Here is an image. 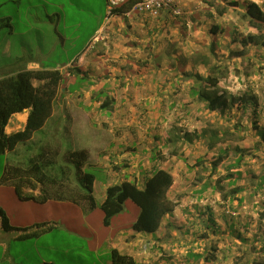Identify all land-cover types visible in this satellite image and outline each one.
<instances>
[{
    "label": "rangeland",
    "instance_id": "obj_1",
    "mask_svg": "<svg viewBox=\"0 0 264 264\" xmlns=\"http://www.w3.org/2000/svg\"><path fill=\"white\" fill-rule=\"evenodd\" d=\"M33 2H42L45 14L56 15L52 16L51 22L44 24L33 45L25 46L24 60L20 65L30 61L31 57H40L42 60L37 63L52 67L59 65V68L69 63L73 69L69 71L65 67L62 70L65 77L58 90L52 118L46 126L36 132L30 141L19 144L10 155L0 154V177L12 168L11 165L32 169L44 149L56 148L59 152L53 162L41 170L50 182H65L66 186L81 195L87 193L80 182L81 175L68 160L69 154L74 151H87V165L101 166L107 172L90 170L97 176L94 196L98 206L94 209H90L86 201L81 204L78 200L53 198L57 194L68 195L59 189H50V193L43 191L41 196L22 193L24 182L12 177V187L0 188V207L10 224L28 228L49 222L57 224V228L39 236L37 241H18L15 240V234L0 232V264H112L109 243L115 242L121 231L130 235L136 233L132 224L137 220L140 208L128 201L125 210L113 217L110 225L106 226L105 214L99 207L106 192L102 196L101 191L106 185L120 183L125 171L142 183L145 174L139 172L138 175L134 173L135 169L150 172L155 166L173 174L175 182L170 198L178 203L177 209L190 210L187 215L176 219L171 230L174 238L179 230H186L183 226L187 222L190 227H196L192 223L197 218L195 214L207 201L213 203L216 211L220 208L222 200L219 192L210 190L201 195L202 198L193 195L199 180L207 179L214 184L220 176L241 172L238 186L246 188L240 195L244 201L239 207L241 225H237L236 231L230 234L229 229L220 226L213 236L209 234L210 238L202 241L201 247L194 246L198 241L193 245L184 244L188 249L196 247L200 253L207 249L209 255L220 258L206 264H253L255 256L264 262V254H260V248L264 245V183L261 190H256V178L264 173V48L249 47L245 55L236 58L234 63L230 55L226 54L241 50L238 43L221 45L227 53L221 51L219 55H214L212 49L200 51L208 59V54L213 53L214 60L224 64L220 71L229 92L238 96L250 92L254 98V110H238L234 106L222 116L221 112H209L204 104L190 96L194 81L185 78L184 72L179 69V62L187 64L188 71L200 72L201 75L207 72L208 66H204L203 70L194 67L197 61L187 58L189 52L188 55H179V61H166V34L157 31L151 35L142 28H135L131 23L134 15L119 16L123 19L116 18L117 21L114 18L116 15H108L107 0ZM14 11L16 6L8 2L1 7L0 16L14 14ZM233 15L238 23L247 24L242 13L234 12ZM107 23L106 30L94 39L92 36L100 26ZM173 24L177 22L173 21ZM16 29L17 33H22L27 28L23 23H16ZM174 29L177 33L176 26L166 33L176 40V34L172 33ZM240 34L259 35V32L247 26L245 33L237 32V36ZM262 34L264 36V30ZM2 38L1 34L0 41ZM173 39L172 44L175 41ZM2 47L3 43L0 49ZM51 47L56 50L49 53L47 50ZM87 48L86 54L76 61L79 53ZM152 54L160 55V58L155 60ZM247 55H251L254 60L246 58ZM135 64L139 66V71L150 68L154 73L135 76ZM162 70L169 73H161ZM222 87L223 83L220 84ZM101 91L106 95L98 98ZM106 99L111 102V106L103 110L101 104ZM236 100L238 104L242 101ZM184 132L193 134L192 145L185 141ZM202 132H206L208 138L212 132L220 133L219 142L213 149L208 142L202 145L196 136V133L201 135ZM225 148L231 151L239 148L245 150L247 154L243 166L228 172L227 167L236 158L231 153L212 176L210 159ZM158 150L160 156L153 160ZM197 160H202L203 164L196 167ZM228 189L231 188L228 186ZM26 196L35 199H23ZM44 197L46 202H43ZM196 198H199V205ZM196 204L198 207L194 209ZM234 206H237V202ZM230 214L239 216L238 211ZM159 246L155 252L159 247L162 255L152 254L153 258H148L149 264H184L182 253L176 248L178 246ZM223 252L228 255L226 260L221 259ZM197 264L203 263L200 261Z\"/></svg>",
    "mask_w": 264,
    "mask_h": 264
},
{
    "label": "trees",
    "instance_id": "obj_2",
    "mask_svg": "<svg viewBox=\"0 0 264 264\" xmlns=\"http://www.w3.org/2000/svg\"><path fill=\"white\" fill-rule=\"evenodd\" d=\"M138 1L126 0L123 5L113 10V15L124 16ZM229 6L236 7L237 4L231 3ZM245 8L243 14L244 20L247 21L249 27L257 30L259 35L240 34L237 36L236 34V43L240 44L242 49L237 52H230V59L243 57L249 47L264 48V36L262 34L264 30V12L260 6L254 3L247 4ZM8 26V20H0V31ZM200 60V64L209 65L210 60L207 57H202ZM181 63L179 62V69L181 72H184L185 78L194 81V86L190 89V96L199 103L204 104V108L209 112H221L223 116L228 109H232L234 106H237L238 110H241V108H251L254 110L255 102L250 92L246 93L247 95L244 93L245 96L242 94L241 96L234 95L227 90L219 93L220 89L217 79L212 81L211 78L201 75L200 72H186L184 70V63ZM68 69L71 71L73 68L69 67ZM64 77L62 70L50 69L40 71L21 70L16 74L0 78V154L14 151L19 144L30 141L36 132L46 126L53 115L58 90L63 84ZM34 82L38 84L35 85ZM217 87L218 91L216 90ZM104 95L106 93L101 91L98 94V98ZM107 99L101 104L103 110L111 106V102ZM236 99L242 100L240 104L236 102ZM25 110L30 111L25 129L8 135L6 127L9 124V120L13 115L23 113ZM183 134L185 141L192 145L193 134L189 132H184ZM219 135L220 133L212 132L208 138L206 132H202L201 135L196 133L202 145L208 142L211 149L219 142ZM262 135L264 139V130ZM172 149L174 150V148ZM44 150L39 155L38 162H35L34 167L28 172L29 174L33 173V175L39 173L37 174L39 175L38 177H43V179L38 180V183L41 185L45 184L46 178L41 171L46 167V164L42 161L46 157ZM157 153L153 156V160H156L160 156V150ZM174 153H177L176 150H174ZM231 153H234L236 158L235 162L227 167L228 172L234 171V169L238 170L243 166V160L245 154H247L245 150L240 148L234 151H231L229 148L221 149L219 155L210 159L212 176ZM68 157L69 162L76 168L77 173L81 175L80 182H82L87 191L85 197L89 208H96L98 204L94 195L97 176L91 173L90 170L96 169L97 171L103 170L104 172H107V170L101 166L87 165L89 159L87 151H74ZM202 164V160L196 161V167ZM37 168L40 169L38 172L35 170ZM18 170V168L14 167L7 169L3 175L4 181L9 182L15 173L17 174ZM240 176L241 172L239 171L235 173L230 172L225 176H220L214 184L207 179L203 181L199 180L198 187L194 190L193 195L202 198L201 195H205L210 190H213L220 193L222 202L217 211L214 209L215 206L213 204L210 205L211 202L205 204L206 210L204 212L201 210L199 217L194 219L195 222H192L200 231L191 236L188 244L193 245L195 241H198L194 246L201 247L202 241L210 238L209 234L213 236L220 226H225L230 230L229 232L234 233L233 231H236L237 225H241L242 215L240 216L239 207L242 206L244 201L243 198H240V195L245 192L246 188L238 186V178ZM256 180L258 181L256 190H261L264 183V173L257 176ZM174 182V176L169 170L155 166L150 172H146L142 183L124 180L121 183L109 185L106 190L105 199L99 206L105 214L104 224L106 226L110 225L111 219L121 214L125 210L127 202L131 201L136 207L140 208V213L137 215V220L132 224V229L137 233L154 234L158 232L165 217L172 214L178 206V203L169 197ZM228 186L231 189H228ZM23 199L32 200L35 198L26 196ZM46 201L47 199L44 197L43 202ZM235 202H237V206H234ZM237 211L239 212V216L230 214ZM205 217L207 218L205 219ZM53 228H57V224L49 222L35 224L28 228L13 227L4 211L0 210V232L13 233L20 241L36 238ZM239 238L242 239L240 235ZM194 246L186 249L184 264H196L200 261L206 264L220 259L216 255H209L207 249L201 253L197 252ZM223 254L224 256L221 259L226 260L228 255L225 252ZM260 254H264V245L260 248ZM253 260V264H264V262H261L259 256H255ZM111 261L112 264H140L134 257L122 253L118 249L111 250Z\"/></svg>",
    "mask_w": 264,
    "mask_h": 264
},
{
    "label": "crops",
    "instance_id": "obj_3",
    "mask_svg": "<svg viewBox=\"0 0 264 264\" xmlns=\"http://www.w3.org/2000/svg\"><path fill=\"white\" fill-rule=\"evenodd\" d=\"M33 1L34 0H30L29 2L26 1L24 3L23 0H0V9L2 6H6L8 2L16 6V11H14V14L6 13L8 12L6 11L5 12L6 14H4L3 16H0V20L9 21V26L0 31V35L2 34L3 36L2 41H0V44L3 43V47L0 49V78L8 76V75L10 76V75L16 74L18 71H21V70H30V71H40V70H50V69L63 70L65 67H68V68L70 67L69 63H65L61 65L60 68H59V65L52 67V66H46V65L37 63L39 60H42L40 57H35V58L31 57L30 61H28L24 65H20L21 62H23L24 60V52L26 48L25 46L33 45V42H35V38H37V35L42 30V28H44L43 27L44 24L51 22L52 16L56 15L55 13L45 14L43 3L40 2L38 4H35ZM27 3L29 4L27 5ZM231 3H235L237 4V6L230 7L229 4ZM250 3L257 4L258 6L261 7L262 11H264V0H180L179 6L181 10L183 11V15L181 17H174L171 14H168L166 12L161 14V16H159L158 18H151V17L140 14V15H134L132 17L133 20H131V23L134 24L133 26L135 28L137 27V29H140V30L142 28L146 32L150 33L151 35L157 31H161L162 33L166 34L165 37H168L166 41L167 42V51H166L167 60L166 61L168 62L173 61V60L179 61V59H177L179 55H182V53H184L185 55H188L187 53L189 52V55L187 56V58L192 59V61L194 62L196 60L197 62L195 63L194 67L203 70V67L205 65L200 64L201 62L200 59H202V57H205V55H202V52L200 51H202V49L204 50L212 49L214 55L215 54L219 55L221 54V51L222 53H227L225 50L223 51L222 47H220L221 45L231 46L229 44H232V45L237 44L236 43L237 41L235 40V35L237 34V32L245 33L248 24L244 22L238 23L233 13L234 12L242 13V16H243L245 9H246L245 8L246 5ZM45 17H47L48 19H45ZM114 18L123 19V17H119V16H115ZM114 18L112 19L114 20ZM173 21L177 22V24H173ZM16 23H23L25 27L27 28L26 31H23L22 33H17ZM50 24L52 25V23ZM107 25L108 23L106 25H101L100 28L97 30V32L92 37H94L95 39V37H97L102 31L106 30ZM185 25L187 26V28L185 27ZM175 26L178 32L176 33L174 29L172 33L176 34V40L173 39L168 32L166 33V31H168L171 27L174 28ZM188 26L190 27L189 29H188ZM13 36L14 38H16V40L13 38ZM171 38L175 40L173 42L174 44H172ZM150 45H151L150 43L147 44V46L149 47ZM88 48L83 50L81 53H79L78 56L77 54L74 55V56H77L76 61L79 60L83 56V54H86V52L88 51ZM51 50L55 51L56 49L55 47L54 48L51 47L47 51L50 53ZM213 53L210 52L208 54V57L210 60L208 68H207L208 70L207 72L204 71L202 75L206 77L208 76L209 78H211L212 81L217 79L218 86L220 89L219 93H223L225 92V90L229 89L227 86H225V81H223L224 76L222 75V71H220L224 64L221 61L217 63V61L214 60ZM228 54L230 55V52H228L226 55ZM152 55H154L155 60H158L160 58V55H155V54H152ZM74 56L73 58H75ZM246 58H250V60H254L253 58H251V55L250 56L247 55ZM231 60L234 63L236 58L231 59ZM186 65L184 67L185 71L190 72L186 68ZM158 67H160V64L158 65ZM134 69H135L134 71L136 72L135 76H141V75L145 76V75H148L149 73H154V71L152 72V69L150 70V68H147L146 70H143V71H139V66L137 64H135ZM163 72L169 73L167 71L162 70L161 73ZM190 80L191 79H188V81ZM138 81L145 83L143 79H139ZM221 83H223L222 89L220 88ZM216 90L218 91V87L216 88ZM227 91L229 92V90ZM168 101L170 102V100ZM29 112H30L29 110H25L23 113H18V114L13 115L12 118L9 120L8 126L6 127V133L10 135L12 133H16V132L24 130L27 124L28 117H29ZM14 151H16V149ZM44 151L46 153V157L42 161L46 164L45 165L46 168H48L49 167L48 164H51L53 162V159L56 157L59 151L57 148L55 150L45 149ZM5 155H10V152H6ZM36 162H38V160ZM11 166L19 169L17 171V174L15 173L14 177L24 182L23 185L20 184L22 185L21 187L22 193L33 194V196H41L43 191L50 193L49 192L50 189H55V190L59 189V191L63 190L62 192H67L68 195L63 196V194H57L53 198L64 199V200H74V201L78 200L79 203L81 204H83V202L86 201L85 194L81 195L79 192L74 191L70 187L66 186L67 184L65 182L63 183L54 182L53 183V182H50V179L48 177H46L45 184L41 185L38 183V180L43 179V177L42 176L38 177L39 175L37 174L39 173L37 174L35 173L34 175L33 173L29 174L28 173L29 170L25 169L24 167L14 166V165H11ZM35 170L36 172H38V170L40 169L37 168ZM139 172H143L144 174H146L147 171L144 172V169H141V170L135 169L134 171V173L138 175H139ZM124 174L125 175L123 176V179L121 182H123L124 180L136 181L135 179H133L134 177L131 178L132 176H130L126 171L124 172ZM7 182L4 181L3 177H0V188L4 189L6 186L12 187L13 183L11 181L8 183ZM136 182L139 183L138 181ZM108 186L109 185H106L105 188H103V190L101 191L102 196H104ZM95 188H96V183H95ZM169 197H170V193H169ZM196 201H197V204L199 205L200 204L198 203L199 198H196ZM207 203L208 201L205 204ZM197 204L194 209H197L198 207ZM205 204H203L204 205L203 207L202 205L199 206L202 208H199V211H198L199 213L196 214L197 218L199 217L201 210H203V212L206 210ZM212 204L213 203L211 202L210 205ZM177 208L178 207H176L175 211L172 214L167 215L165 217V219L163 220L162 226L158 232L154 234L134 232V234L130 235V234H127L126 231H121L119 234H117V240L113 243H109L110 249L111 250L118 249L120 252L134 257L137 260V262L140 264H149L150 261L148 258L150 257L153 258L152 254L161 253V250L159 249L160 247L159 245H161V247H164V248L168 246L169 247L178 246L176 248H179V251L182 253V261H184V258L186 255V249H187L185 247L184 242L188 243V241L191 239V236L199 232L200 229L197 227H190L189 222H187V225L183 226V228L186 229L185 231H183L184 229L179 230L176 238L171 236L173 234L171 230H172V227H174L175 225L176 219L179 217L181 218L183 214L187 215L188 212L190 211V210H185V209L184 211H180ZM0 210H3L2 207H0ZM220 213H218V215H220ZM206 218L207 217H205V219ZM17 228H21V227L17 226ZM180 231H183V233H180ZM2 233H5V232H2ZM38 237L29 239L26 241H35V240L37 241L38 239H40V237L39 238ZM15 240H18L16 236H15ZM157 246L159 247L157 248V253H156L155 250ZM161 255L162 253L159 254V257ZM39 264H54V263L43 262Z\"/></svg>",
    "mask_w": 264,
    "mask_h": 264
},
{
    "label": "built area",
    "instance_id": "obj_4",
    "mask_svg": "<svg viewBox=\"0 0 264 264\" xmlns=\"http://www.w3.org/2000/svg\"><path fill=\"white\" fill-rule=\"evenodd\" d=\"M126 0H107L108 15H113V10L120 7ZM180 0H139L126 16L145 15L158 18L164 12L174 17H181L183 11L179 6Z\"/></svg>",
    "mask_w": 264,
    "mask_h": 264
}]
</instances>
